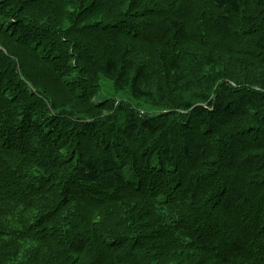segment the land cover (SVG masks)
Here are the masks:
<instances>
[{
    "label": "trees",
    "instance_id": "16d2710c",
    "mask_svg": "<svg viewBox=\"0 0 264 264\" xmlns=\"http://www.w3.org/2000/svg\"><path fill=\"white\" fill-rule=\"evenodd\" d=\"M0 264H264V0H0Z\"/></svg>",
    "mask_w": 264,
    "mask_h": 264
},
{
    "label": "rangeland",
    "instance_id": "374dc122",
    "mask_svg": "<svg viewBox=\"0 0 264 264\" xmlns=\"http://www.w3.org/2000/svg\"><path fill=\"white\" fill-rule=\"evenodd\" d=\"M75 12V9H70L69 11H68V14H73ZM77 16V15H76ZM68 17V16H67ZM67 59V58H66ZM225 62H227V57H220L219 58V62H218V66H216L214 69H213V67H209V68H207L206 69V73H208V75H210V74H213V75H210V76H208V77H205L206 78V80L207 81H214V80H216L218 77H217V75L220 73V72H222L223 70L225 71V69H227V68H225L226 66H225ZM220 66V67H219ZM62 72H64V69L63 68H59V66L58 67H56V68H54V70H53V81L55 80V78H57V82H59V83H61V79H60V73H62ZM73 76H74V73H69L68 74V76L67 77H70L71 79L73 78ZM65 80V79H64ZM69 81H71V80H69ZM105 82L106 81H103L102 82V88H100V89H98L97 88V85L96 84H94V83H92V85L93 86H95L96 87V89L93 91V94H96V96H95V98L93 99L94 100V102L96 103V104H98V105H102L101 104V102H102V100H105V99H107V98H109V97H111L112 96V93L110 92V90H109V88L107 87V85L105 86ZM76 89H84V85H80V86H77V87H74V90H76ZM77 94H83V92H79V93H77ZM175 96V94L173 95V97ZM90 97V96H89ZM97 97H98V99H97ZM118 96H116L115 98H117ZM172 97V98H173ZM175 98V97H174ZM63 100H68V98H67V96H64V98H62ZM96 99L98 100V102L96 101ZM86 100V98L85 99H83V100H81L80 102H76V103H72L70 106H69V108L68 109H63V110H61L60 112L61 113H63V112H79V111H85V110H91L90 108H83L82 107V105H81V102H84ZM77 103H79V105L77 104ZM66 104V102H59V105L60 106H64ZM58 104H57V106H59ZM49 108V110H52V107L50 106V107H48ZM69 110V111H68ZM80 116V115H79ZM87 119V118H86ZM96 119H98L97 117H96Z\"/></svg>",
    "mask_w": 264,
    "mask_h": 264
}]
</instances>
